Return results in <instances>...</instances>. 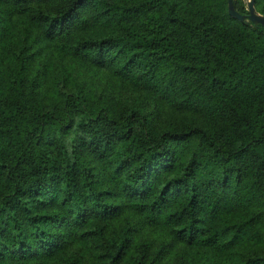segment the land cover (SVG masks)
<instances>
[{
  "label": "trees",
  "instance_id": "16d2710c",
  "mask_svg": "<svg viewBox=\"0 0 264 264\" xmlns=\"http://www.w3.org/2000/svg\"><path fill=\"white\" fill-rule=\"evenodd\" d=\"M182 1L0 0V264H264V28Z\"/></svg>",
  "mask_w": 264,
  "mask_h": 264
},
{
  "label": "rangeland",
  "instance_id": "374dc122",
  "mask_svg": "<svg viewBox=\"0 0 264 264\" xmlns=\"http://www.w3.org/2000/svg\"><path fill=\"white\" fill-rule=\"evenodd\" d=\"M192 1V0H191ZM246 1V0H245ZM188 3L187 0H183L182 4ZM194 2L192 1V4ZM191 17H197V11L196 8H192L191 10L188 11ZM22 17V16H20ZM19 15H13V24L10 30L7 33L6 38L13 41L12 43L8 44L7 46L11 48H18L19 43L18 39L23 36V33L21 32V29L24 31V27L26 25H29L28 19L26 17L20 19ZM20 19V20H19ZM20 23V24H19ZM52 63L56 64L55 69L56 73L59 74V76H62V73L64 75H73L74 70H69L68 69V64L69 60L67 58L63 59L61 58L56 52L54 51H49ZM76 68V67H75ZM82 82L86 87H93L97 90L103 89V93L106 94H113L117 102H137L140 100L137 92L131 91V90H126L123 88H119L117 86L116 81H112L108 79L106 76L100 75V74H95L89 71L86 68H82L81 74H80V81ZM90 85V86H89Z\"/></svg>",
  "mask_w": 264,
  "mask_h": 264
},
{
  "label": "water",
  "instance_id": "95a60500",
  "mask_svg": "<svg viewBox=\"0 0 264 264\" xmlns=\"http://www.w3.org/2000/svg\"><path fill=\"white\" fill-rule=\"evenodd\" d=\"M228 3V13L231 17H234L235 19L239 21H244L247 19L248 21H251L254 25H261L264 28V14H261L256 11L254 7V0H247L246 7L249 11L248 15L245 17L242 15L235 7L233 0H227Z\"/></svg>",
  "mask_w": 264,
  "mask_h": 264
}]
</instances>
